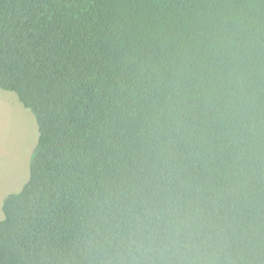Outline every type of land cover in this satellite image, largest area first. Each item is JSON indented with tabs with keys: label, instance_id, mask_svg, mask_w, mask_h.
<instances>
[{
	"label": "trees",
	"instance_id": "trees-1",
	"mask_svg": "<svg viewBox=\"0 0 264 264\" xmlns=\"http://www.w3.org/2000/svg\"><path fill=\"white\" fill-rule=\"evenodd\" d=\"M0 89V264H264V0H0Z\"/></svg>",
	"mask_w": 264,
	"mask_h": 264
},
{
	"label": "rangeland",
	"instance_id": "rangeland-1",
	"mask_svg": "<svg viewBox=\"0 0 264 264\" xmlns=\"http://www.w3.org/2000/svg\"><path fill=\"white\" fill-rule=\"evenodd\" d=\"M37 139L34 116L15 94L0 89V219L3 198L17 192L28 177V161Z\"/></svg>",
	"mask_w": 264,
	"mask_h": 264
}]
</instances>
